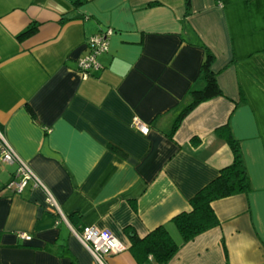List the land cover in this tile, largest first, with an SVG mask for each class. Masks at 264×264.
<instances>
[{
	"label": "crops",
	"instance_id": "1",
	"mask_svg": "<svg viewBox=\"0 0 264 264\" xmlns=\"http://www.w3.org/2000/svg\"><path fill=\"white\" fill-rule=\"evenodd\" d=\"M108 28L100 68L84 79L86 41ZM206 49L223 95L170 135L189 90L205 84ZM224 124L249 190L214 200L219 224L167 264H264V0H190L188 13L184 0H0V131L74 229L94 225L126 245L106 264H157L134 259L127 228L143 237L165 225L181 242L172 217L232 160L215 132ZM15 170L0 161V264H96L41 190L6 187Z\"/></svg>",
	"mask_w": 264,
	"mask_h": 264
},
{
	"label": "trees",
	"instance_id": "2",
	"mask_svg": "<svg viewBox=\"0 0 264 264\" xmlns=\"http://www.w3.org/2000/svg\"><path fill=\"white\" fill-rule=\"evenodd\" d=\"M184 1L186 13H188L190 0ZM35 30L36 25L32 23L19 37L28 36ZM214 59V54L209 49H206L200 74L204 78L205 84L202 88L189 90L190 101L180 109L168 130V134L172 135L183 118L198 104L223 95L217 83V74L212 70ZM215 132L230 147L232 152L231 162L220 168L216 177L202 186L189 199V210L181 211L172 217L171 221L181 236L180 243L173 239L165 225L156 226L143 237H140L133 229L127 228L125 230L130 240L128 249L137 262L142 263L148 257H152L157 264H167L181 245L219 224V220L211 206L214 200L238 193H246L249 190L250 183L242 153L238 141L230 131L229 125L224 124L217 127ZM111 148L118 151L115 147Z\"/></svg>",
	"mask_w": 264,
	"mask_h": 264
},
{
	"label": "built area",
	"instance_id": "3",
	"mask_svg": "<svg viewBox=\"0 0 264 264\" xmlns=\"http://www.w3.org/2000/svg\"><path fill=\"white\" fill-rule=\"evenodd\" d=\"M112 29L100 30L90 35L86 41L88 53L78 59V70L81 77L86 79L93 71L100 68L97 60L98 55L108 49L109 36ZM132 126L138 129L142 134L149 131L148 125L144 124L138 117L132 119ZM0 161L4 163H15L16 170L14 175L7 183L6 187L15 193H21L22 190L30 185L37 188L44 194L45 203L50 206L58 220H63L70 227L71 232L77 237L81 244L92 255L96 264H106L105 259L108 255L118 253L126 249V245L119 240L113 233L99 229L94 225H87L77 230L74 229L67 220V217L61 210L60 204L52 194L47 185L34 173L30 165L22 159L13 149L9 142L0 131ZM20 237L29 240L31 236L27 233H20Z\"/></svg>",
	"mask_w": 264,
	"mask_h": 264
}]
</instances>
